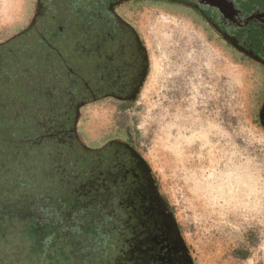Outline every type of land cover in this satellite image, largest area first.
Here are the masks:
<instances>
[{
	"label": "rangeland",
	"instance_id": "obj_1",
	"mask_svg": "<svg viewBox=\"0 0 264 264\" xmlns=\"http://www.w3.org/2000/svg\"><path fill=\"white\" fill-rule=\"evenodd\" d=\"M36 2L0 0V44L31 24ZM117 9L145 42L148 75L132 104L104 99L83 109L80 137L107 141L128 129L196 264H264V0H137Z\"/></svg>",
	"mask_w": 264,
	"mask_h": 264
},
{
	"label": "trees",
	"instance_id": "obj_2",
	"mask_svg": "<svg viewBox=\"0 0 264 264\" xmlns=\"http://www.w3.org/2000/svg\"><path fill=\"white\" fill-rule=\"evenodd\" d=\"M57 17L59 22L38 26L0 47V184H12L10 194L0 200V205L12 201L0 206V219L6 224L0 225V246L15 241L36 264L44 258L58 264V252L67 259L72 245L87 252V259L92 247L110 244L107 237L114 229L107 224L112 219L107 206L89 179L74 168L73 143L59 132L76 101L92 94L79 90L80 77H90V49L93 43L100 46L108 32L99 29L98 22L90 32L92 21L85 23L78 12ZM8 166L11 174L6 173ZM31 220L34 232L25 238ZM9 221L22 231H10L6 239ZM0 264H6L1 257Z\"/></svg>",
	"mask_w": 264,
	"mask_h": 264
},
{
	"label": "flooded vegetation",
	"instance_id": "obj_3",
	"mask_svg": "<svg viewBox=\"0 0 264 264\" xmlns=\"http://www.w3.org/2000/svg\"><path fill=\"white\" fill-rule=\"evenodd\" d=\"M131 1L137 0L125 2ZM125 2L37 0L31 24L18 34L29 33L38 26L48 27L60 21L57 17L59 13L71 11L84 17L85 23L92 21L88 27L90 32L94 30L92 26L97 22L99 29L108 32L100 46L96 48V43H93L90 49L94 63L90 65V77L87 76V80L83 78L85 76L80 77L79 90L83 89L86 95L89 92L92 94L76 101L71 108L70 117H66L64 123H61L62 130L59 132H62L66 141L73 143L76 153L74 168L84 178L89 179L93 190L97 191V198L102 205L107 206L108 214L112 218L107 220V224L114 225V229L109 230L113 236L107 237L110 244L99 243V249L92 247L87 259V252L81 247L73 248L74 245L69 247L72 254L67 259L62 252H58V256H62L58 264H196L170 203L162 194L149 164L130 138L128 129L118 127L115 135L117 137L107 141L106 137L100 141H89V144H97L93 147H89L80 137L84 107L103 101L101 97L106 94L121 105L128 106L137 101L144 86L149 68L146 46L138 28L117 9ZM219 14L220 9L216 15ZM205 19L203 17V21ZM204 26L213 33L218 42L236 52L235 42L227 38L216 24L205 21ZM12 41L10 39L3 42L0 47ZM98 52L101 54L97 55ZM259 120L264 125V107L259 113ZM9 167L7 174H11L12 166ZM3 188L9 190H2ZM11 188L12 184L9 182L0 184V200H3L1 196L7 197L10 194ZM10 201L6 199L0 206ZM37 212L39 217L43 216L40 211ZM42 222V225L47 224V221ZM0 225L6 224L0 219ZM7 225L6 239L10 236V231H22L21 227L10 221ZM61 249L62 247L60 251ZM0 250V257L6 264H36L23 247L15 246V241L1 244ZM65 250L64 247L63 251ZM46 260L48 259L44 258L41 264H48Z\"/></svg>",
	"mask_w": 264,
	"mask_h": 264
},
{
	"label": "crops",
	"instance_id": "obj_4",
	"mask_svg": "<svg viewBox=\"0 0 264 264\" xmlns=\"http://www.w3.org/2000/svg\"><path fill=\"white\" fill-rule=\"evenodd\" d=\"M148 64H149V62H148ZM148 71H149V69H148ZM147 75H148V73H147ZM147 75H146L145 78H147ZM109 99L114 100L113 98H109ZM114 101H115V100H114ZM116 102L120 103L119 101H116ZM95 103H98V102H95ZM91 104H92V103H91ZM91 104H88L86 107H84V109L87 108L88 106H90ZM82 118H84V116H82Z\"/></svg>",
	"mask_w": 264,
	"mask_h": 264
}]
</instances>
